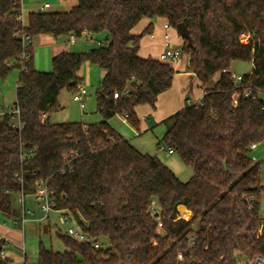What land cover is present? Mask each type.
<instances>
[{
	"label": "trees",
	"instance_id": "obj_1",
	"mask_svg": "<svg viewBox=\"0 0 264 264\" xmlns=\"http://www.w3.org/2000/svg\"><path fill=\"white\" fill-rule=\"evenodd\" d=\"M20 15V0H0V79L20 70L15 105L23 124L20 131L8 117L0 122V213L13 215L14 198L38 195L43 182L56 208L70 211L103 242L96 250L57 233L65 251L41 242L36 264H242L264 257V185L251 149L264 144V101L244 96L249 86L264 90V0H78L66 13H29L24 26ZM157 18L175 30L188 27L193 47L184 40L181 51L190 55L189 68L205 90L200 103L162 122L166 133L158 143L193 171L188 182L108 125L125 115L138 130L136 109L155 106L172 87L171 65L139 56L152 27L132 33L141 20ZM84 31L105 36L104 44L56 55L51 73L35 68L34 38H80ZM23 34L31 37L26 47ZM24 52L30 60L22 64ZM233 62L253 64L239 86ZM85 63L105 72L96 92L103 121L41 124V114L60 109L63 90L76 92ZM217 74L219 80L206 87ZM73 154V171L63 175ZM186 209L189 219L180 215ZM3 246L0 264H8Z\"/></svg>",
	"mask_w": 264,
	"mask_h": 264
},
{
	"label": "rangeland",
	"instance_id": "obj_2",
	"mask_svg": "<svg viewBox=\"0 0 264 264\" xmlns=\"http://www.w3.org/2000/svg\"><path fill=\"white\" fill-rule=\"evenodd\" d=\"M73 3H75V6H73ZM42 5L48 6L46 8V12L66 13L78 5V0H22L25 20L28 17L29 12L32 13L33 11H37ZM175 34L180 37L181 40H184L177 31H175ZM93 40H99L104 44L105 36H97L93 38ZM59 41L65 46V50L70 49L75 53L89 52L94 47L99 46L97 43L95 44L86 38H78L74 44H70L69 40L66 38H62ZM56 51V49L53 50V48L47 47V44L43 42L41 36L34 38L33 56L35 68L38 71L44 73H51L53 71V53H56ZM186 58H188L190 65V55L188 54H182L180 61ZM252 71L253 64L248 62H233L230 68V72L236 76L250 74ZM100 72H102V70L99 67L91 65L90 63H85L82 66L80 76L84 77V81L82 82L81 86L86 88L88 91V94L83 100L85 108H81L82 103H77L74 101L72 92L63 90L59 97L60 109L56 113L50 115L51 124L84 123L87 125H92L103 121V117L97 112L96 101V92L101 81L99 76ZM18 73V70L15 69L5 80L0 79V92L4 93H1V96H5L4 101L11 103L6 104L5 102L3 105L13 106L16 100L15 88L17 85V80L15 76ZM217 76L219 75L217 74ZM261 98L264 100V94L261 96ZM122 117L125 119V115H118L113 119H115V121L119 124V121H122ZM126 121L128 122V120ZM128 125L132 127L129 123ZM153 127L154 131L152 130L148 135L141 139L142 145L140 147L139 140H137V142H135L133 145L144 154L153 156L157 155V157L166 166H168L182 182H188L193 176V171L181 160L177 154L169 155L167 152L168 148L166 146H158V143L166 133V127L162 124L154 125ZM131 140V143H134L133 139ZM252 156L256 158L257 163H260V176L262 184L264 185V144L259 145L257 150L252 151ZM29 197L30 198L26 199L27 209L30 208L36 213L35 215L39 217L40 213L42 214V212L37 206V195ZM18 199L19 197L14 198L13 206L19 210L21 209V203L18 202ZM260 215L261 217H264V194H262L260 200ZM183 216L187 217L186 214H183ZM19 222V225L14 227L15 225L13 224V219L11 216L0 213V236H8L13 240L10 244V247L8 249L6 248L7 258L9 260L8 264H24L25 259L29 263L32 261H37L39 245L41 242L46 248L52 249L54 252L63 253L65 251V245L57 233L65 234L67 232L68 226L60 225L55 217H52L50 222L52 227L48 225V228L51 230L47 233L43 231L45 226L44 223L40 224L36 221H27L26 225L23 227L21 219ZM12 229H16L17 232L13 231ZM11 231L13 233L12 235ZM0 242H2V240ZM101 243L103 244V242Z\"/></svg>",
	"mask_w": 264,
	"mask_h": 264
},
{
	"label": "crops",
	"instance_id": "obj_3",
	"mask_svg": "<svg viewBox=\"0 0 264 264\" xmlns=\"http://www.w3.org/2000/svg\"><path fill=\"white\" fill-rule=\"evenodd\" d=\"M73 4H74L73 6H75V3H73ZM42 6H40V8L37 11H33V12H39ZM29 13H31V12H29ZM23 15H24V12H23ZM166 25H168V22L166 19H163V18H157L155 20L143 19L132 30V33L134 35L139 36V35H142L149 27H152V33L145 35L140 42L139 56L141 58H145V59L153 58V59L158 60L160 55L165 52V48H166L165 47V35L166 34L169 35L170 42L175 48L181 49L183 47L184 40H181V38L175 34V31H177V30H175L173 28L166 30V28H165ZM40 36H41V39L43 40V42L45 44H47V47L53 48V50L54 49L57 50L56 53H53V58L56 55L63 53V52L75 53L74 51H71L70 49L65 50V48H64L65 46L62 43H60L59 40H56L51 35H40ZM67 39L69 40V38H67ZM89 41L94 42L95 44L97 42L94 40H89ZM69 42H70V40H69ZM70 44H74V43L70 42ZM51 53H52V50H51ZM82 53H84V52H82ZM168 64L171 65V67L176 72L172 87L170 90L159 95L155 106L144 105V106H140L136 109V114H137L138 119H139V129L138 130L130 127L128 125V122L125 119H123V117H122V121H119V124L115 121V119H111L108 121L109 127L112 128L113 130H115L124 139H126L128 141L133 139L134 143L132 142V144H135V142H137V140H139V142H140L139 147L142 145L141 139H143V137L148 135L152 130L154 131V127H153L154 125L162 124V122L164 120H166L170 116L174 115L178 111L183 110L187 106H191V105H195V104L200 103L202 98L204 97V94H205L204 86L198 80V78L192 72V70H190L188 58H186L182 61H180V58H179L178 60H175V61L170 62ZM81 69L79 71V76L81 75V73H80ZM18 72L19 73L15 76L16 80H17V85L15 88V96H16V90L18 87L20 70H18ZM218 75L219 76L216 75L217 77L215 76L214 80L206 87H211L213 84H215L220 78V74H218ZM99 76H100L101 81H102L104 76H105V72H103V71L100 72ZM240 76H242V75H240ZM80 77L82 78V82H83L84 77H82V76H80ZM101 81H100V83H101ZM82 82H81V84H82ZM1 93L2 92H0V105H3V103H5L6 101H4L5 96H1ZM2 94H4V93H2ZM15 102H16V100H15ZM15 102H14V104H15ZM6 104H11V103H8V101H7ZM48 119L51 122V116H48ZM120 119H121V116H120ZM85 125H87V124H85ZM258 146H257V148H258ZM257 148H256V150H257ZM253 158L255 159V162H257L256 158L255 157H253ZM22 197L20 196L18 199V202L21 203V209L18 210L13 206L15 213L13 215H10L11 218L13 219V222L15 220H18V223L16 225H19V223H20L19 220L21 219V216H22V210L27 209L26 199L30 198V197H23V198ZM22 200L24 201L23 204H22ZM28 210H31V209L29 208ZM32 212L34 213V218H33V221L30 220L29 222L36 221V222H39L40 224L44 223L45 226L43 228V231L45 233L49 232L51 229L48 228V225L52 227V224L50 223L52 218L45 219L44 215L41 213H40V216L37 217L35 215L36 213L34 211H32ZM185 212L186 211H184V212H182V214H180L181 217L184 219H189L188 218L189 213L191 215H192V213L187 210V212H186L187 217H184L183 214H185ZM16 225L14 227H17ZM56 227H57V225H56ZM46 229H47V231H46ZM12 230L17 232L16 229H12ZM12 234L13 233L11 231V235ZM1 240L3 241V245L7 249L10 247V244L13 241L10 237H8V236L6 237L3 235L0 236V241ZM6 248H5L6 254L4 256L5 258H7V249ZM26 257H27V254H26ZM37 262H38V259H37V261H32L31 263L27 262L25 259L24 264L25 263L36 264Z\"/></svg>",
	"mask_w": 264,
	"mask_h": 264
},
{
	"label": "built area",
	"instance_id": "obj_4",
	"mask_svg": "<svg viewBox=\"0 0 264 264\" xmlns=\"http://www.w3.org/2000/svg\"><path fill=\"white\" fill-rule=\"evenodd\" d=\"M20 6H21V15L18 17V21L21 22L22 25L24 26L26 23V20H25V17L23 15L22 0H20ZM47 7H48L47 5L42 6L40 11H42V12L46 11ZM165 28L167 30V29H170L171 27L168 24L165 26ZM78 38L79 37H77L76 35H72L69 38V40L71 43H74ZM80 38H86L88 40H92L93 37H92V34L90 32L84 31ZM243 41L245 43H248V37L244 38ZM30 42H31V37L23 34L22 35L23 46L24 47L28 46L30 44ZM96 43L99 46L102 45V43L99 41ZM165 47H166L165 52L160 55V57L158 58V61H160L162 63H170V62H173L175 60H178L181 57V55H182L181 49H177L171 44L170 39H169V35H167V34L165 35ZM20 60H21V63L24 64L25 62H28L30 60V55L27 52H24L22 54ZM23 68L24 67H22V69ZM232 79L234 80L236 86H239L243 82V77L240 75L236 76L235 74H232ZM87 94H88L87 89L81 85L78 86L76 92L73 94L74 101L77 103H82L81 104L82 109L85 108V104H84L83 100ZM263 94H264V90H261L257 87H253V86H249L248 88H246L244 90V96L247 98L262 99L261 96ZM237 96L238 95L233 96V103L234 104H237V102H238ZM114 98L117 99L118 94H115ZM48 116L49 115L47 113L41 114V116L39 118L40 123L46 124V122L48 120ZM7 117L10 119V125L12 128L20 130V131L23 129V124L21 121V111L15 104L13 106L12 105H0V122L3 121ZM125 119L127 120L128 117L125 116ZM256 148H257V145H252V147H251L252 151L256 150ZM167 152L170 155L175 154L172 149H168ZM74 159H75V154L71 155L69 157V159H67L66 167L61 170V173L63 175L72 173V171H73L72 163H73ZM253 160L255 161L254 158H253ZM38 189H39V193H38L37 198H36L37 206H38L39 210L42 212V214L44 215L45 219L55 217L58 220L60 225H62V226L67 225L68 228H67V232L65 233V235H67L71 239L75 240L76 242L89 245L96 250H100L103 247L101 241H98V240L90 237L89 234H87L78 225L76 218L72 215V213H70V211L59 210L56 208V204L52 198L53 192L47 188L46 184H44L43 182H40L38 184ZM23 203H24V201L22 200V204ZM33 218H34V213L31 210H28V209L22 210L21 223L23 224V226L26 225L27 221L28 222L30 220L33 221ZM17 223H18V220H15L13 222L14 225H16ZM5 248L6 247L3 246V251L1 252V255L3 257L6 254ZM180 258H181V256H180ZM242 264H264V257L258 255L255 258H253L252 260H249L247 262L244 261Z\"/></svg>",
	"mask_w": 264,
	"mask_h": 264
},
{
	"label": "water",
	"instance_id": "obj_5",
	"mask_svg": "<svg viewBox=\"0 0 264 264\" xmlns=\"http://www.w3.org/2000/svg\"><path fill=\"white\" fill-rule=\"evenodd\" d=\"M176 30L178 34L189 43V46L193 47V42L188 27L182 23L177 25Z\"/></svg>",
	"mask_w": 264,
	"mask_h": 264
},
{
	"label": "bare ground",
	"instance_id": "obj_6",
	"mask_svg": "<svg viewBox=\"0 0 264 264\" xmlns=\"http://www.w3.org/2000/svg\"><path fill=\"white\" fill-rule=\"evenodd\" d=\"M187 212V211H186ZM186 212H185V214H186Z\"/></svg>",
	"mask_w": 264,
	"mask_h": 264
}]
</instances>
